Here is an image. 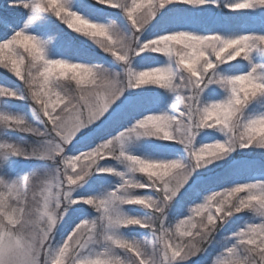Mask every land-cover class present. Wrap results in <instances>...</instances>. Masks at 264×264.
I'll list each match as a JSON object with an SVG mask.
<instances>
[{"label": "snow or ice", "instance_id": "snow-or-ice-1", "mask_svg": "<svg viewBox=\"0 0 264 264\" xmlns=\"http://www.w3.org/2000/svg\"><path fill=\"white\" fill-rule=\"evenodd\" d=\"M0 264H264V0H3Z\"/></svg>", "mask_w": 264, "mask_h": 264}, {"label": "rangeland", "instance_id": "rangeland-1", "mask_svg": "<svg viewBox=\"0 0 264 264\" xmlns=\"http://www.w3.org/2000/svg\"><path fill=\"white\" fill-rule=\"evenodd\" d=\"M3 3V2H2ZM2 3H0V4H2ZM237 12H247V11H249V10H243V9H241V10H236Z\"/></svg>", "mask_w": 264, "mask_h": 264}, {"label": "trees", "instance_id": "trees-1", "mask_svg": "<svg viewBox=\"0 0 264 264\" xmlns=\"http://www.w3.org/2000/svg\"><path fill=\"white\" fill-rule=\"evenodd\" d=\"M3 2V0H0V3H2ZM239 13H246V12H239ZM243 18V17H242Z\"/></svg>", "mask_w": 264, "mask_h": 264}]
</instances>
